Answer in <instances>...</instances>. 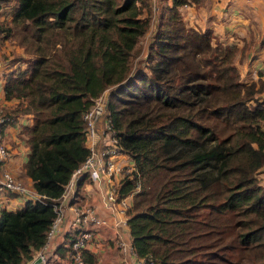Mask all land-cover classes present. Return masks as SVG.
Wrapping results in <instances>:
<instances>
[{"label": "trees", "instance_id": "trees-1", "mask_svg": "<svg viewBox=\"0 0 264 264\" xmlns=\"http://www.w3.org/2000/svg\"><path fill=\"white\" fill-rule=\"evenodd\" d=\"M202 2L160 0L143 71L133 61L149 0H0L13 4L1 37L26 55L3 68L4 97L16 100L14 120L31 116L24 174L42 197L0 209V264H25L46 242L64 187L90 154L83 113L106 89V116L134 166L119 195H132L136 256L264 264V79L245 80L236 48L184 19Z\"/></svg>", "mask_w": 264, "mask_h": 264}, {"label": "crops", "instance_id": "crops-1", "mask_svg": "<svg viewBox=\"0 0 264 264\" xmlns=\"http://www.w3.org/2000/svg\"><path fill=\"white\" fill-rule=\"evenodd\" d=\"M219 1L210 0L209 3L214 5L213 11H207L208 14L204 19L210 14H214L213 12L218 13L219 17L222 18L220 20H216L215 17L209 18L207 26H202L201 28L211 29L218 39L236 48L234 62L239 70L245 73V80H257L259 73H261V78L264 79V0H229L231 5L227 7L242 8L244 12L241 18L237 16L235 11L236 14L233 12L235 16L231 15L230 9L221 11L218 3L222 2ZM205 5L206 0H203L198 9L201 11ZM12 6V3L1 4L0 11L7 8L11 10ZM190 7H185V10ZM246 11L250 13L249 16H247ZM188 13L184 14V19ZM2 17L3 15H0V19ZM8 17L6 16L5 19ZM186 21L188 22V20ZM192 23L190 22V24ZM234 32L236 33L235 35ZM3 68L4 64L3 62L1 64L0 61V107L10 113L9 111L15 106L16 100H7L4 97V80L1 76ZM30 123V115L18 114L13 123L5 126L4 140L9 151L5 167L23 182L32 185L31 179L24 174V163L27 159L28 148L21 132L22 127ZM126 159L124 163L133 164L130 158ZM114 178L118 181V176H114ZM124 197L130 209L132 195L129 194ZM20 203L21 205H19ZM24 203L25 200H22L19 196L6 192L0 193V209H17L22 207ZM77 205L92 206L95 214L105 220V223L99 227H94L91 221L87 223L89 228L95 230L96 235L95 242L87 244L83 253L86 252L94 258L93 264H125L126 261H129L130 264H138L140 258L138 260L133 258V256H127L124 259L116 243V238L120 237L127 245H132L127 224L128 213H112L109 211L103 202L100 184L87 178H85L79 189L77 188V183L75 184L74 194L69 198L68 202H62V220L49 240L47 264H73L67 258V248L71 238L68 229L69 220L73 215V207ZM117 206L119 207L118 204ZM89 255L87 256L89 257Z\"/></svg>", "mask_w": 264, "mask_h": 264}, {"label": "built area", "instance_id": "built-area-1", "mask_svg": "<svg viewBox=\"0 0 264 264\" xmlns=\"http://www.w3.org/2000/svg\"><path fill=\"white\" fill-rule=\"evenodd\" d=\"M107 102L108 90L106 89L102 94L93 99L91 106L83 113L82 117L86 129V145L90 149V154L71 173L63 193L59 198L57 216L52 221L50 229L47 232L46 242L36 251L33 258L25 264H47L49 240L56 231L59 222L62 220V202H68L69 198L73 196L75 184L82 176H86L88 179L100 184L103 202L109 211L112 213H127L130 206L125 197L119 195V186L124 178L130 177L134 166L133 164L120 162L122 157H128L121 153L118 138L114 136L111 122L106 116ZM13 121L14 116L0 107V193L6 192L21 196L25 201L29 199L41 200V195L37 193L32 185L23 182L11 170L5 167V162L9 157V151L4 140V129L6 125ZM114 176H118V181L115 180ZM90 221L94 227H99L105 223L104 219L95 214L92 206L77 205L73 207V215L69 220L68 232L71 238L67 252L68 259L73 264H86L83 259V251L87 244L95 242L96 232L87 226V223ZM116 239L118 249L124 259L127 256H133V258L139 260L132 245H127L120 237ZM37 258L39 260L35 262ZM143 262V259H140L138 264H144ZM125 264L130 263L126 261Z\"/></svg>", "mask_w": 264, "mask_h": 264}, {"label": "rangeland", "instance_id": "rangeland-1", "mask_svg": "<svg viewBox=\"0 0 264 264\" xmlns=\"http://www.w3.org/2000/svg\"><path fill=\"white\" fill-rule=\"evenodd\" d=\"M149 2H150V5L153 9L151 23H150V26H149L147 32L144 34V36L141 37V39L138 43L139 52H138V55L136 56L135 60L133 61L134 66L136 68L143 69V71H146L144 58L146 55L147 46L149 43L150 36H151L152 30L154 28V23H155V19H156L155 16L157 15V12H158L157 10L160 7V0H149ZM209 2H210V0H206V5H205V7H203V9L201 11L198 9L200 4L199 5H191V7L189 9L186 8L184 14L188 13V12L189 13L186 14L185 20H188L189 24H190V22H193L192 24L199 27V28H201L202 26H207L209 18L215 17L216 20H220L222 17H219L218 13H215V12H213L214 14H210L208 17H206L204 19V17L208 14L207 11L208 12L209 11L211 12V10L213 11L214 5H213V3L210 4ZM219 2H222V3H218V4H220L219 9L221 11L230 9L231 15L235 16L234 13L236 12L237 16H239V18L243 17L244 11L242 10V8L237 9V8H233V7H230V8L227 7L228 5L229 6L231 5V2L229 0H220ZM210 5H211V7H209ZM10 12L11 11L8 8L3 10V11H0V15H3L2 19H0V23H3L6 21L5 18H6V16L8 17L10 15ZM246 13H247V16H249L250 13H248L247 11H246ZM235 34L236 33L234 32V35ZM24 54H23V48L16 42V38H14V37L3 38V37H1V34H0V61H1V64H2V62L4 64V68H5L4 70L9 69V68H14L15 66L17 67L18 63L21 64V62L17 63L16 60L19 58V56L20 57L26 56ZM240 73L243 76V78L245 77L244 79H246L245 73L241 72V71H240ZM100 124H101V122H100ZM173 148H177L178 150H176V151H178L181 154H186V153H189L193 150V148L184 147V146H181L178 144L174 145ZM125 160H127V159L122 157L120 159V162L124 163ZM19 198H21L22 200H25L21 196H19ZM21 203L19 205H21ZM228 233L229 232H225L224 236H226L227 238L228 237L230 238L231 236ZM222 234H223V232H221V235ZM221 254H223V253H221ZM221 254H220V256H221ZM219 260L220 259H217V261H219ZM171 264H177V263H171Z\"/></svg>", "mask_w": 264, "mask_h": 264}, {"label": "water", "instance_id": "water-1", "mask_svg": "<svg viewBox=\"0 0 264 264\" xmlns=\"http://www.w3.org/2000/svg\"><path fill=\"white\" fill-rule=\"evenodd\" d=\"M38 260H39L38 258H37V259H35V262H38Z\"/></svg>", "mask_w": 264, "mask_h": 264}]
</instances>
